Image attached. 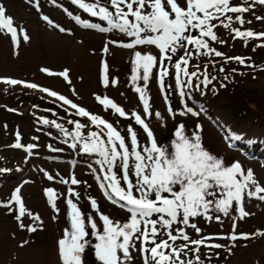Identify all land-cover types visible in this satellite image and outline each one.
<instances>
[{"label":"rangeland","instance_id":"rangeland-1","mask_svg":"<svg viewBox=\"0 0 264 264\" xmlns=\"http://www.w3.org/2000/svg\"><path fill=\"white\" fill-rule=\"evenodd\" d=\"M84 3L98 4L115 13L110 0H84ZM230 4L251 9L247 13H227V16L233 18L231 21L221 15L219 19L210 22L215 25L213 32L218 40L212 41L210 37L202 39L208 42L209 48L224 54L217 57L208 49H197L186 41V47L177 45L175 52L165 53H161L156 45L136 44L137 37L112 28L106 20L100 16L93 17L78 4H73L72 0H0V5L6 8V15L13 18L14 26L17 27L15 40L11 33L0 30V264H62L58 241L64 237L66 230H71L72 209L68 204L69 200L83 214L85 230L89 232L85 238L82 264H101L95 251V244L99 241L92 234L87 217L91 216L101 232L104 227L101 214L120 224L131 221L128 206L122 207L124 202L111 197L109 181L104 180V176L115 174L120 186L126 188L121 158H116L109 171V164L104 162V157L99 152L84 150L85 143L91 145L95 142L102 143L110 152L112 144L108 142V129L104 125L93 123L89 117L79 115L78 110L71 105L41 91H53L48 78L53 79L52 85L57 86L60 91L56 92L58 95L65 96L78 108L83 107L90 115L99 116L111 123L124 137L129 152L132 149L128 131L131 126L137 134V150L142 151L144 147L151 146V139L142 126L135 123L133 116L135 113L144 119L141 93L135 90L134 95L128 96L125 89L121 93L117 79L119 70L112 68L120 65L125 71L134 74L135 67L141 66L138 75L134 74L140 80H137L139 86L136 85V89L141 86L149 105L151 102L150 114L144 113L148 120H144L153 132L158 146H165L171 151L172 142L176 139L175 132L183 125L185 135L200 136L201 146L205 151L220 158L225 166L239 163L245 172L251 170L257 183L264 186V37H235L237 29L257 34L264 32V5L256 3V0H230ZM121 7L127 12L125 5ZM142 11L148 12L151 9L146 6ZM44 16L52 23L44 20ZM237 16L242 17L245 22L240 24ZM259 16L262 19H257ZM113 18L123 23L115 15ZM128 20L139 23L131 15ZM85 21L87 24L82 23ZM223 24H229L230 27L225 28ZM60 28L65 31L61 32ZM25 34L28 36L27 40L23 39ZM160 34L141 33V38ZM183 35L198 37L199 29L189 28ZM128 44L133 47H126ZM72 46L76 48L73 49ZM137 52L156 57L155 66L150 69L147 81L140 78L143 76V67L136 62ZM181 57L188 61L187 64L182 63L181 68L186 69L189 74L195 72L196 75H185L181 71L178 82L175 64L180 62ZM228 57L245 58V64L234 59L228 60ZM164 70L167 75L163 77L161 86L160 72ZM65 71L68 73L67 79L61 75ZM106 77L107 86L104 83ZM8 79L22 83H5ZM27 84H35L39 89L26 87ZM29 94L35 95L34 100L38 106L22 107V101ZM97 97L112 100L124 109L126 115L121 117L114 109L106 108ZM189 108L191 112L187 111ZM156 112L160 113L159 118L155 116ZM45 120L49 123H44ZM76 123L83 127L78 130ZM56 124L61 127L57 128ZM77 131L80 133L79 137L76 136ZM94 132L97 134L95 137L91 135ZM17 143L21 147H15ZM113 143L118 151H123L119 149V141L113 138ZM133 162L134 157H130V167ZM5 169L7 171H3ZM48 176L53 178L48 179ZM129 178L135 183L136 177L131 170ZM72 179L78 183L73 184ZM17 188L20 189L26 208V215L21 220L27 226L36 227L35 232L29 231L28 227L21 228L20 221L16 219L19 206L12 201V196ZM49 188L56 193L55 205L58 211L52 207L46 195L45 190ZM133 194L138 195L135 189ZM150 198L155 197L153 195ZM93 200L96 201V209L92 207ZM258 200L254 197V200H247L246 205L243 204L245 211L254 212L257 218L247 224L248 227L236 228L237 234L264 231V202ZM27 213L38 215L40 220H33ZM160 215L162 214L154 213L150 219L158 220ZM164 218L170 219L167 216ZM181 219L182 217H178L171 228H164L158 223L156 227L159 234L149 238L150 241L155 239L156 243L167 240L171 245L170 248L161 249L166 255L172 256V260L166 264H172L173 261L175 264H180V261L184 264H188V261L192 264H264V237L253 236L247 242L244 239H220L218 237H228L232 230L215 236L214 234L221 232L219 229L214 231V228L206 230L202 227V230L199 227L201 231L197 233L191 227L194 217L189 218L188 225L180 222ZM140 228L143 231V223ZM180 229L189 236V241L178 238L173 242L169 239V231L179 236ZM206 236L213 239H205ZM197 239H204V244H191V240ZM134 243L135 248L130 249L131 259L124 264H145V256L148 257V264H156L150 254L137 250L141 247L142 238ZM214 243H220L224 247H208ZM144 246L150 249L154 244L149 242ZM173 248H184L179 260L173 254ZM196 248H199L198 252L194 251ZM18 254H23V259ZM118 254L122 256V253Z\"/></svg>","mask_w":264,"mask_h":264},{"label":"snow or ice","instance_id":"snow-or-ice-1","mask_svg":"<svg viewBox=\"0 0 264 264\" xmlns=\"http://www.w3.org/2000/svg\"><path fill=\"white\" fill-rule=\"evenodd\" d=\"M261 5H264V0H256ZM73 4H78L80 8L89 12L93 17L100 16L101 19L106 20L112 28H118L122 32H127L131 36L137 37L136 44H149L156 45L161 53L167 51H176V46L181 48L186 47L184 41L189 45H195L197 49H208L209 52H213L215 56L220 57L224 54L209 48L207 41L202 37H210L212 41H217L218 37L213 32L215 25L211 24L212 20L219 19L221 15L231 21L233 18L227 16V13H247L250 11V7L232 6L230 0H110L111 6L115 9V13L109 12L107 7L99 6L98 4L84 3V0H72ZM125 5L127 12L121 7ZM134 5L136 7L134 8ZM151 11L144 12L146 8ZM98 9V10H97ZM199 13V15H198ZM116 16L118 20L123 21L119 23L114 20L113 16ZM131 15L135 18V22H130L128 16ZM48 23H52L47 16L43 17ZM79 20V17H76ZM236 19L243 24L245 21L242 17L237 16ZM257 19H262L257 17ZM87 24V22H82ZM250 23V21H249ZM95 27V25H92ZM225 28H229V24H223ZM191 29H199V36L187 35L183 33ZM0 30H6L11 33L13 40L17 37V27L14 26V20L11 16L6 15V8L0 5ZM23 31V29H20ZM64 32V28L59 29ZM109 29H101V31H108ZM161 33L156 36H147L141 38V33ZM235 37H264V32L254 33L252 31H240L235 30ZM24 40L28 39L25 34ZM224 43L225 41H219ZM126 47H133L132 44L126 45ZM186 54H189L186 52ZM208 53H205L207 55ZM171 59V57H166ZM228 60H236L240 64H245V58L242 57H228ZM156 57L151 54L141 55L136 53V62L143 67V76L140 77L144 81L149 78V71L155 66ZM187 60L181 57L180 62L175 64L177 69V79L179 82V73L184 72L185 75L195 76L193 72L189 74L186 69L181 68V64H187ZM107 70V65H105ZM224 71L223 68L220 69ZM233 71H236L233 69ZM66 79L68 76L67 71L61 73ZM167 75V71L160 72V83L163 86V77ZM137 77L133 76V80ZM5 83L16 85L22 83L18 80H5ZM107 86V77L104 81ZM26 87L36 88L35 84H27ZM41 91H48L47 89H41ZM141 93V99L144 104V113H149V103L145 98L143 91L140 88L136 89ZM48 94L53 97H58L64 104L71 105L72 108L78 110V114L81 116L89 117V119L98 125H104L108 129V142L112 144L111 150L105 148L102 143H93L89 145L84 144V150L86 152H99L104 157V162L109 164V171H111V165L120 157L122 160V172L123 180L126 184L125 187L120 186L119 180L116 175H106L104 180L109 181L108 188L111 189V197L116 200L124 202L123 206H128V211L131 213L130 223L120 224L109 218V216L101 214L100 219L103 221L102 232L98 229L97 224L92 220L91 216L87 217V223L93 230L92 234L97 236L98 243L95 244V251L101 264H124L125 261L131 259L130 249L135 248V240H141L142 244L138 251L142 253H148L151 259L156 264H166V262L172 260V256L166 255L161 249L170 248L167 240L156 243L155 239L149 240L150 237H156L159 233L156 225L159 223L164 228H171L174 222H177L178 217H182L181 221L184 225L189 224L190 217H196L199 213V209L203 208L208 210L209 205L213 203L212 200L206 199V197H212L216 193L214 189L222 188L225 190V198L220 199L215 204L217 210L228 214L229 208L233 207V203L239 204V213L241 219L251 215V213L245 211L243 207V200L245 195L247 197H255L261 201H264V186H261L253 177V172L247 170L246 172L241 169L239 163H235L231 166H225L220 158H217L209 152L205 151L201 146L200 136L195 135L189 137L185 135L184 126L180 125L175 132L176 139L172 142V150L165 146H158L153 132L150 130L149 125L145 123V120L140 115L133 113L135 123L142 126L147 136L151 139V146L144 147L142 151H138L137 134L131 126H129V133L131 136L132 149L129 152L128 147L125 145L124 137L113 127L111 123L106 122L99 116L90 115L83 107H79L72 103L71 100L66 99L64 96L59 95L55 91H48ZM97 100L103 104L106 108H112L121 117L126 115L123 108L117 106L112 100L107 97L101 99L97 97ZM171 111V109H169ZM188 112L192 110L187 109ZM155 116L160 117V113L156 112ZM44 123H49L47 120ZM55 123V122H52ZM57 128L61 127L59 124L55 125ZM83 125L76 123V128L79 130ZM95 137L97 134L94 132L91 134ZM76 136L79 137L80 133L77 131ZM113 138L119 141L118 151L116 144L113 143ZM237 139H239L237 137ZM15 147L19 148L21 145L17 143ZM143 153V154H142ZM111 157V158H109ZM130 157H134L133 164L129 165ZM132 171L136 177L135 183L129 178V171ZM3 171H7L6 169ZM53 177L48 176V179ZM73 184L78 183L77 180L72 179ZM177 186L178 189H177ZM133 189L138 195L133 194ZM46 195L49 201L52 203V207L56 209L55 199L56 193L53 189H46ZM108 194V193H106ZM168 194V195H165ZM154 195V199L150 197ZM14 201L19 206V214L16 216L17 221H20L19 226L21 228L28 227L31 232L37 231L36 227L25 225L21 218L26 215L25 204L21 199L20 189L17 188L12 196ZM72 209L71 214V230H66L65 235L58 241V253L62 264H82V253L85 250V238L89 235L86 231V221L83 214L76 207L71 200L68 201ZM7 206V205H5ZM92 207L96 209V201H92ZM58 211V209H56ZM162 214L158 220L150 219L153 214ZM33 220L39 221L38 215L27 213ZM167 216L170 219H165ZM210 219V217H209ZM219 219V217H216ZM144 224V229L141 231L140 224ZM150 226V227H149ZM191 227L200 233L201 229L195 224H191ZM138 234V235H137ZM169 239L173 242L178 238H182L185 241H189V236L186 235L183 229L179 230V236L173 235L171 231L168 232ZM253 236L264 237V231H257L253 234L240 233L236 234L235 225H233L232 234L228 237H218L220 239H230L237 241L240 239L248 240ZM205 239H213V237H206ZM151 242L154 244L150 249L144 245ZM204 239L191 240V244L202 245ZM187 248V245L184 246ZM213 249H221L224 245L220 243H214L208 245ZM184 251L181 249H172L176 259L179 260L180 253ZM198 252L199 248L194 249ZM231 251V249H229ZM122 253V256L118 254ZM199 260V257H197ZM145 264H148V257L145 256ZM172 264H175L173 261ZM180 264H184L180 261ZM188 264H192L188 261Z\"/></svg>","mask_w":264,"mask_h":264},{"label":"bare ground","instance_id":"bare-ground-1","mask_svg":"<svg viewBox=\"0 0 264 264\" xmlns=\"http://www.w3.org/2000/svg\"><path fill=\"white\" fill-rule=\"evenodd\" d=\"M239 1V0H238ZM247 1V0H246ZM252 1H250L251 3ZM249 3V2H248ZM257 3V2H256ZM254 4V3H253ZM245 5V4H244ZM256 5V4H255ZM248 6V4H247ZM258 6V5H257ZM263 7V6H262ZM259 10H260V7H258ZM257 8V9H258ZM251 9V8H250ZM258 10V11H259ZM231 14V13H230ZM251 14V13H249ZM255 14V13H254ZM253 14V15H254ZM258 15V14H257ZM260 15V14H259ZM262 15V14H261ZM246 16V14H245ZM250 16V15H249ZM247 17V16H246ZM260 17V16H259ZM262 17V16H261ZM252 18V16H251ZM255 18V17H254ZM259 21V20H258ZM238 22V21H237ZM254 22V20H253ZM262 22V21H261ZM240 23V22H239ZM264 23V22H263ZM262 23V24H263ZM263 27V26H262ZM59 46V45H58ZM68 47V46H67ZM74 46H72L73 48ZM233 47V46H232ZM235 47V46H234ZM57 48V47H56ZM59 48V47H58ZM76 47H74L73 49H75ZM149 48V47H148ZM62 50V48H61ZM61 50H59L61 52ZM68 51V50H67ZM71 51V50H70ZM57 51V53H60ZM73 52V51H72ZM77 52V51H76ZM70 54V52H69ZM57 55V54H56ZM81 55V54H80ZM109 55V54H108ZM21 56V55H20ZM59 56V55H58ZM62 56V55H61ZM73 56V55H72ZM25 57V56H24ZM55 57V56H54ZM63 57V56H62ZM60 57V58H62ZM75 57V55L73 56ZM56 58V57H55ZM65 58V57H64ZM86 58V57H85ZM120 58V57H119ZM74 59V58H73ZM114 59V58H113ZM58 60V59H57ZM65 60V59H64ZM106 60H109V59H106ZM33 61V60H31ZM71 61V57L69 56L68 57V62ZM57 62V61H56ZM89 62V61H88ZM92 62V61H91ZM90 62V63H91ZM105 62V61H104ZM252 62V61H251ZM32 63V62H31ZM75 63V62H74ZM81 63V62H80ZM70 64V63H69ZM105 64V63H103ZM264 64V63H263ZM68 65V64H67ZM250 65V64H249ZM132 66V65H131ZM136 66V65H135ZM86 68V67H85ZM115 71L116 70H119L118 73H117V79L119 81V85H120V88L118 90H121V93L123 92L122 89H125L127 91L128 94L126 95H134L136 92V85L137 87L139 86V82L140 80L136 79V80H133V76H135L134 74L138 75V73L140 72L141 70V66H136L135 69H134V74L130 73V72H127L125 71V69H123V66H120V65H116V67H112ZM127 70V69H126ZM132 70V69H131ZM40 71V70H39ZM92 72V71H91ZM107 73V71H105ZM102 73V72H100ZM70 74V73H69ZM74 74V73H73ZM141 75V73H140ZM75 76V75H74ZM73 76V77H74ZM43 77V76H42ZM53 77V76H52ZM101 77V76H100ZM104 77V76H103ZM47 78V77H46ZM139 78V77H137ZM37 79V78H36ZM49 79V80H48ZM47 81L48 83L53 87H51L45 80V83L48 84L51 88L50 89H53V91L57 92V93H60V91H58V89L56 87H54L52 84H53V79L52 78H48ZM138 80V81H137ZM38 81V80H37ZM115 81V80H114ZM39 82V81H38ZM56 82V80H55ZM62 82V81H61ZM59 83V82H58ZM55 88V89H54ZM59 88V87H58ZM141 88V86H140ZM34 89H39L38 87L34 88ZM41 89V88H40ZM44 92H47L48 91H44ZM126 93V92H125ZM119 94V93H118ZM116 95V94H115ZM141 95V94H140ZM59 96V95H58ZM65 97V96H64ZM125 97V96H124ZM58 98V97H56ZM119 100V99H118ZM137 102V101H136ZM134 103V102H133ZM143 103V101L141 102ZM140 103V104H141ZM136 105V103H135ZM144 105V104H143ZM150 105H151V102H150ZM150 105H149V113L151 112L150 110ZM134 106V105H133ZM138 106V105H137ZM125 107V106H124ZM139 108V106H138ZM137 110V109H136ZM144 110V109H143ZM139 112V111H138ZM154 111H152V116L154 115L153 113ZM142 116L144 117L145 120H148L144 113H142ZM215 191V195L212 196V197H206V199H210L213 201L212 204L209 205V208L207 211H205L203 208L199 209V213L196 217H194L195 219L193 220L192 219V224H195L198 228L201 227V229L203 230V228H205L207 230V228H214V231L219 229L221 232L218 233V234H214L215 236H221V234L228 232L230 230L233 229V225H235V229L238 228V227H241V226H246L247 224L251 223L252 220H254L255 218H257V216L253 213H251V215L241 219L240 217V213H239V207L240 205L239 204H236L235 202L233 203V207L229 208V212L227 215H225L223 212L219 211L216 209L215 207V204L219 202L220 199H224L225 198V190H223L222 188H216L214 189ZM247 200L249 201H252L254 200V197H247L245 195L244 197V200H243V204L246 205L247 203ZM259 201V200H258ZM264 202V201H263ZM262 203V202H261ZM256 204V203H255ZM254 204V205H255ZM248 205V204H247ZM253 205V206H254ZM258 206V204H256ZM249 207H251L252 205L249 204L248 205ZM246 206V207H248ZM248 207V208H249ZM260 207V206H259ZM258 207V209H259ZM247 208V209H248ZM256 208V207H255ZM261 208V207H260ZM254 209V207H253ZM257 209V208H256ZM249 210V209H248ZM264 210V209H263ZM262 212V211H261ZM261 212H258L261 213ZM250 213V212H249ZM262 214V213H261ZM253 216V217H252ZM256 216V217H255ZM210 217V219H209ZM216 217H219V219H216ZM261 217V215H260ZM262 218V217H261ZM264 219V218H263ZM261 221V220H260ZM256 223V222H255ZM254 224V223H253ZM259 224V223H258ZM256 225V224H255ZM257 226V225H256ZM203 227V228H202ZM248 227V225H247ZM217 228V229H216ZM253 228V227H252ZM239 229V228H238ZM244 229V227H243ZM248 229V228H247ZM205 230V231H206ZM211 230V229H210ZM211 230V231H212ZM208 232V231H207ZM207 234V233H206ZM209 234V232H208ZM211 234V233H210ZM230 234V233H228ZM237 234V233H236ZM207 237V236H206ZM211 237V236H210ZM246 241V240H245ZM244 242V241H243ZM247 242V241H246ZM236 243V242H235ZM33 255V254H32ZM31 256V255H30ZM18 257L23 259L24 255L23 254H18ZM34 260V259H33ZM26 261V260H25ZM28 262V261H27ZM26 263V262H25Z\"/></svg>","mask_w":264,"mask_h":264},{"label":"trees","instance_id":"trees-1","mask_svg":"<svg viewBox=\"0 0 264 264\" xmlns=\"http://www.w3.org/2000/svg\"><path fill=\"white\" fill-rule=\"evenodd\" d=\"M35 95H33V94H29V97H27L24 101H22V103H23V105H22V107H28V108H32V107H34L35 105L36 106H38V104L37 103H35ZM40 99H42V98H40ZM39 108V107H38ZM18 110V112L20 111V113L21 114H23V112H21V110H19V109H17ZM32 113V112H31ZM37 113H39V111L37 112ZM36 114V113H35Z\"/></svg>","mask_w":264,"mask_h":264}]
</instances>
